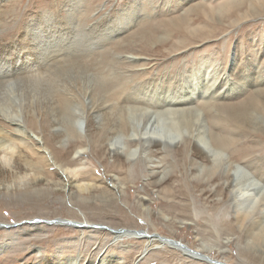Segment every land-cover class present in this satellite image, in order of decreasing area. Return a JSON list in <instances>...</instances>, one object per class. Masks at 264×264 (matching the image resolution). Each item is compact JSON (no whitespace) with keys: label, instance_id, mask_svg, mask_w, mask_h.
I'll return each mask as SVG.
<instances>
[{"label":"rangeland","instance_id":"374dc122","mask_svg":"<svg viewBox=\"0 0 264 264\" xmlns=\"http://www.w3.org/2000/svg\"><path fill=\"white\" fill-rule=\"evenodd\" d=\"M0 3L2 69L58 81L37 91L0 75V166H28L0 184V263L264 264V0ZM38 25L52 48L40 61ZM58 165L91 192L56 189ZM150 236L168 241L145 251Z\"/></svg>","mask_w":264,"mask_h":264},{"label":"bare ground","instance_id":"6f19581e","mask_svg":"<svg viewBox=\"0 0 264 264\" xmlns=\"http://www.w3.org/2000/svg\"><path fill=\"white\" fill-rule=\"evenodd\" d=\"M0 2H1V0H0ZM73 3H75V2H73ZM0 5H1V3H0ZM70 5H72L71 3H70ZM74 6V5H73ZM76 6V5H75ZM67 7V6H66ZM69 8H70V6H69ZM73 11H75V10H73ZM77 11V10H76ZM69 12H70V10H69ZM68 14H70V13H68ZM72 14H74V12H72ZM72 14H70L69 16H68V21L67 22H69V23H67V24H71V23H73L72 22V19H74V16L72 15ZM46 20V19H45ZM62 24V23H61ZM74 24V23H73ZM67 26V25H66ZM116 27V26H115ZM75 28V27H74ZM51 30H53V29H51ZM66 30V29H65ZM69 30H71V29H69L68 28V31ZM30 36L31 37H33V40L35 41V43H36V46L38 47V58H39V61L45 56V55H47V53L52 49V48H50V47H48V45H50V42H51V39L49 38V36H48V34H44L42 31H41V27L38 25V27H36V28H31L30 29ZM73 31V30H72ZM70 32V31H69ZM74 33V32H73ZM70 34H72L71 32H70ZM75 34H77V33H75ZM28 35V34H27ZM78 35V34H77ZM84 35V34H83ZM24 36V35H23ZM74 35H72V37H73ZM29 37V36H28ZM71 37V36H70ZM26 38V37H25ZM74 38V37H73ZM80 38V37H79ZM32 39V38H31ZM61 41L60 42H58L59 41V39L57 40V38H56V44H63L64 43V38H61L60 39ZM74 40V39H73ZM15 41V40H14ZM13 41V42H14ZM29 41V40H28ZM84 41V40H83ZM30 42V41H29ZM73 43L72 45H70L69 47L70 48H72L73 47V45H75L74 44V41H71L70 40V43ZM28 44V43H27ZM31 45V44H30ZM51 45H53V44H51ZM89 45H90V42L88 43V47H89ZM13 46V45H12ZM1 48V47H0ZM5 48V47H4ZM29 48V47H28ZM58 48V47H57ZM64 48V47H63ZM66 48V47H65ZM76 48V47H75ZM55 49V48H54ZM73 49V48H72ZM33 50V49H32ZM57 51H58V49H56ZM55 50V52H57ZM1 51V50H0ZM7 51V50H6ZM54 51V50H53ZM3 52V51H2ZM36 52V53H37ZM59 52V51H58ZM63 52V51H62ZM5 53V52H4ZM34 53V52H33ZM61 53V52H60ZM67 54H68V52H67ZM67 54H64V55H67ZM0 55H2V54H0ZM61 55H63V54H61ZM63 55V56H64ZM57 57V56H56ZM4 58V57H3ZM3 58H0V59H3ZM3 60H5V58L3 59ZM50 60H52V59H50ZM49 60V61H50ZM9 61V60H8ZM47 62V61H46ZM3 63V62H2ZM1 63V64H2ZM9 63V62H8ZM8 63H6L7 65H8ZM28 63V62H27ZM0 64V75H3V72H5V69H4V67H3V69H2V65ZM5 64V65H6ZM6 65V66H7ZM9 67H10V65H8ZM25 66V63H23L22 64V66L19 68V69H16V67H15V71H13L12 70V72H10V70H8L9 69V67H8V69L6 70V74H4V75H7V74H9V75H7V76H4V77H9V76H11L12 77V74L14 73V75H17V77L16 78H19V79H16L15 78V82H14V84L13 83H11V82H8L7 80H6V82H5V85H7V87L9 86V88L11 87V86H13V85H16L17 83L19 84V82H21V81H30L31 83H33V81H36L35 82V84H33L34 85V88H35V90L37 89V91H39V89H43V91H44V89H46V90H49V91H51V92H53V90L56 88L55 86L53 87V84H54V82L55 83H57L55 80H52L51 81V79L49 80L48 79V81H43V82H41L40 81V77H38L39 79H37L36 77V79H33V81H31V80H29V78H27V77H25L24 76V74L25 73H22V70L25 68L24 67ZM27 66H29V65H27ZM81 66V65H80ZM19 67V66H18ZM17 67V68H18ZM13 69V68H12ZM27 69H29V68H27ZM2 70H4V71H2ZM41 71V70H40ZM43 74V73H42ZM28 76V75H27ZM58 76V75H57ZM56 76V77H57ZM60 77V76H59ZM2 78V77H1ZM11 79V78H10ZM98 79V78H97ZM96 79V80H97ZM1 80V79H0ZM13 80V79H12ZM99 80H100V78H99ZM2 81H3V79H2ZM5 81V80H4ZM3 81V82H4ZM10 81V80H9ZM61 81V80H60ZM50 82V83H49ZM100 82V81H99ZM0 83H2V82H0ZM17 84V85H18ZM24 84V83H23ZM29 84V83H28ZM96 84H98V80L96 81ZM16 85V86H17ZM27 85V84H26ZM25 85V86H26ZM3 86V85H2ZM20 86V85H19ZM5 86H3V88H4ZM6 87V88H7ZM27 87V86H26ZM3 88H1V90H4ZM32 90V89H31ZM47 92V91H46ZM55 92V91H54ZM9 93H11V92H9ZM39 93V92H38ZM56 93V92H55ZM49 94H51V93H49ZM5 95V94H4ZM41 95H43V94H41ZM205 95V94H204ZM9 96V95H8ZM3 97V96H2ZM42 97H44V96H42ZM59 97V96H58ZM65 102H66V100H64ZM63 105L65 104L64 102L62 103ZM39 105V104H38ZM40 108V107H39ZM233 108V107H232ZM242 108V107H241ZM239 109V108H238ZM244 109V108H243ZM242 109V110H243ZM247 110H249L248 108H247ZM233 111H235V110H233ZM239 111V110H238ZM245 111V110H244ZM243 111V112H244ZM242 112V113H243ZM235 113V112H234ZM238 113V112H237ZM246 113V112H245ZM248 113V112H247ZM231 114V113H230ZM233 115V114H232ZM239 115V114H238ZM236 117V116H235ZM241 118V117H240ZM236 119H238V118H236ZM128 120V119H127ZM244 120V119H243ZM82 121V120H81ZM81 121H79V120H77L76 122H75V124H74V130L77 132V133H79L78 132V129H80V131L82 130V128H84V127H81V125H79L78 126V128H77V123L78 122H81ZM243 122V121H242ZM91 124V123H90ZM83 125V124H82ZM88 125H89V123H88ZM87 125V126H88ZM90 126V125H89ZM2 127V126H1ZM91 129V128H90ZM173 129V128H172ZM172 129H171V131H172ZM1 130V129H0ZM171 131H169V132H171ZM149 132H151V131H149ZM155 132V131H154ZM157 132V131H156ZM13 134V133H12ZM149 134V133H148ZM171 134H172V132H171ZM153 135V134H152ZM1 136V135H0ZM155 138H156V140H158L159 142H162V143H164V144H168L167 143V141H173L171 138H169L168 136H166V134L165 135H162L161 134V132H158V133H154V135H153ZM177 136V135H176ZM181 136V135H180ZM153 137V138H154ZM132 138V137H131ZM150 138V137H149ZM172 138H173V136H172ZM112 139H114V138H112ZM133 139V138H132ZM174 139V138H173ZM115 140V139H114ZM137 140V139H136ZM135 140V141H136ZM142 140V139H141ZM118 141H119V139H118ZM140 141V140H139ZM175 141V140H174ZM111 142H112V140H111ZM143 142V141H142ZM145 142V141H144ZM148 142V141H147ZM211 142V141H210ZM116 143H118V142H115V144ZM212 143V142H211ZM110 145V144H109ZM171 145V144H170ZM169 145V146H170ZM112 146V145H111ZM110 146V147H111ZM124 147H126L125 145H124ZM120 148H121V146H120ZM194 148H195V151L199 154V155H201L202 157H204V159H206V160H209V161H215L216 160V157L218 156L217 155V151L215 150L216 148H214L211 144H209L207 141H204L202 138L200 139V141H199V143H195V145H194ZM136 150H137V148H136ZM32 151L34 152V153H38V152H40V151H42L43 153H45V154H49L48 152H47V149H45L44 147L42 148V149H40V147L39 148H34L33 147V149H32ZM119 151V150H118ZM123 151H124V149H123ZM131 151L132 150H130V149H128V148H126L125 149V155L124 156H126L127 157V159H130V158H133V156H134V154L133 153H131ZM4 152V151H3ZM122 153V152H121ZM140 153V152H139ZM143 153V152H142ZM78 154V153H77ZM124 154V153H123ZM136 154V153H135ZM2 155V154H1ZM120 155V154H119ZM220 155H221V153H220ZM23 156V155H22ZM22 156H19L18 155V157H17V159L15 160V163H14V165H13V169H11V171L10 170H6L4 167H2V166H0V184L1 185H3V184H5V183H8V181L10 182V178H11V174H13L12 176H13V179H14V176L16 175V174H18V173H25L26 171H27V163H26V161L24 160V158L22 157ZM78 156V155H77ZM219 158H221V157H219ZM218 158V159H219ZM131 160V159H130ZM222 160H224V159H222ZM211 163V162H210ZM216 163V162H215ZM60 168H58V170H59V177H60V179L64 182H60L59 183V181L57 182V183H55V188L56 189H58V190H61V188H60V186H61V183L63 184V188H65V189H68V192H69V194H70V192H71V195H73V194H76L75 192L76 191H78V192H81V193H89V192H91V189H89V185L88 184H80L79 183V180H78V174H77V172H75V171H69L67 168H62L60 165H58ZM57 166V167H58ZM236 168V167H235ZM229 169V168H228ZM14 171H16L15 172V174L13 173ZM230 172V171H229ZM248 177V176H247ZM34 178H36V177H34ZM12 179V180H13ZM37 179V178H36ZM36 179H35V181H36ZM113 180V179H112ZM38 181V180H37ZM40 181V180H39ZM43 181V180H42ZM248 181V180H247ZM13 182V181H12ZM44 182V181H43ZM251 183V182H250ZM253 183V182H252ZM247 184V183H246ZM33 185V184H32ZM54 185V184H53ZM33 187V186H32ZM54 187V186H53ZM245 187V186H244ZM246 187H248V185H246ZM55 189V190H56ZM70 190V191H69ZM248 190H250V189H248ZM247 189L245 190V191H248ZM253 190V189H252ZM235 195V194H234ZM247 198H248V195H247V193H244V195L241 197V199L239 200V201H242V202H246L247 201ZM233 202H234V200H233ZM238 202V201H237ZM251 204V203H250ZM241 206H243V205H241L239 202L237 203V206H235L236 208L238 207V208H241ZM252 206V205H251ZM234 207V208H235ZM145 208V207H144ZM243 208H244V206H243ZM246 208V207H245ZM242 210V209H241ZM252 210H250V208L249 207H247L246 209H245V211L243 210V212L242 211H240V212H242L240 215H242V214H244L246 217H248L249 215H248V213L249 212H251ZM236 212V211H235ZM238 212V211H237ZM243 215V216H244ZM243 216H241L242 218H243ZM238 217V216H237ZM62 223H64V221H62ZM68 222H66V224H67ZM65 224V223H64ZM68 225L69 226H71L70 225V223H68ZM87 227V226H86ZM101 227V226H100ZM105 229H107V231L108 232H112L113 234H114V237H115V239H118L119 237H121V236H131V237H140V233H137V232H129V233H125V232H127V231H124V230H120V229H109L108 227H105ZM109 229V230H108ZM141 238H143V237H141ZM144 240H146L145 241V245H144V249H145V251H148L150 248H151V246H152V244L155 242V243H157V244H162V242L161 241H164L165 243H166V239H163V238H159V237H156V236H154V237H147V238H145ZM191 252H193V251H191ZM194 253H197V252H195L194 251ZM1 254V253H0ZM192 255V254H191ZM193 256V255H192ZM44 258V257H43ZM72 258V257H71ZM3 259V260H2ZM4 257L3 256H1L0 257V262L1 261H4ZM139 261V260H138ZM77 263V260L75 259V260H73V261H71V260H59V261H55V260H52V259H47V260H43V261H40V262H38V263H35V264H76ZM218 264H225V263H222V262H217ZM0 264H2V263H0ZM24 264H30V263H24ZM87 264H91V263H87ZM93 264H119V262H117V260H114V259H111V258H99L95 263H93Z\"/></svg>","mask_w":264,"mask_h":264},{"label":"water","instance_id":"95a60500","mask_svg":"<svg viewBox=\"0 0 264 264\" xmlns=\"http://www.w3.org/2000/svg\"><path fill=\"white\" fill-rule=\"evenodd\" d=\"M167 143L169 144L170 142L167 141ZM167 241H168V240H167ZM169 243H172L174 246H177L178 248L183 249V250H185V251H187V252L190 253V250H191V249H189L188 247H186L185 245H183V244H181V243H179V242H176V241L171 242V241H169ZM215 264H218V263L215 262Z\"/></svg>","mask_w":264,"mask_h":264}]
</instances>
